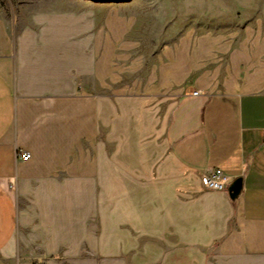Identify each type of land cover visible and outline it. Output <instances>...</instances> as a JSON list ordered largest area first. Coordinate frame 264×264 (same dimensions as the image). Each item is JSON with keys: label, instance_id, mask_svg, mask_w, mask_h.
<instances>
[{"label": "crops", "instance_id": "0c3cea01", "mask_svg": "<svg viewBox=\"0 0 264 264\" xmlns=\"http://www.w3.org/2000/svg\"><path fill=\"white\" fill-rule=\"evenodd\" d=\"M157 3L0 0V264H264V0Z\"/></svg>", "mask_w": 264, "mask_h": 264}, {"label": "rangeland", "instance_id": "374dc122", "mask_svg": "<svg viewBox=\"0 0 264 264\" xmlns=\"http://www.w3.org/2000/svg\"><path fill=\"white\" fill-rule=\"evenodd\" d=\"M100 1H105V2H109L112 4H119L120 6H124L122 7L123 11H120L124 13L125 16H130L132 17L133 15H140L141 17H154L156 18V22H157V33H164L167 30H165V25L162 22H165L164 19V11L160 8L159 4L157 3V0H141L139 3H137L139 6L136 9H133V5H132V1L133 0H100ZM185 2H190L191 0H183ZM120 8V7H119ZM120 15V14H119ZM159 23H162L163 25H160ZM173 29L176 27V25L172 26ZM175 30V29H174ZM133 32V31H132ZM132 32H130V38L132 35ZM146 33V34H144ZM141 38L145 36V38H147V32L142 31L140 34ZM158 36V35H157ZM159 41H157L155 44L153 41H149V40H145L141 42V46L140 49H138L135 52V55H146V57L141 56V59H149V55L150 53L156 51H159ZM210 260H211V264H228V260L227 257L225 256H221L220 254H218V252L216 251V249H212L211 253H210ZM94 264H102V259L99 258L98 260L94 261Z\"/></svg>", "mask_w": 264, "mask_h": 264}, {"label": "built area", "instance_id": "2783aa9c", "mask_svg": "<svg viewBox=\"0 0 264 264\" xmlns=\"http://www.w3.org/2000/svg\"><path fill=\"white\" fill-rule=\"evenodd\" d=\"M194 95H198V92H195ZM21 158L28 159L30 155L22 154ZM231 181L232 178L221 167L207 173L201 179L204 190L221 192H228Z\"/></svg>", "mask_w": 264, "mask_h": 264}, {"label": "water", "instance_id": "95a60500", "mask_svg": "<svg viewBox=\"0 0 264 264\" xmlns=\"http://www.w3.org/2000/svg\"><path fill=\"white\" fill-rule=\"evenodd\" d=\"M242 189H243V179L242 178H238L235 181H233L228 188V193H229L230 198L233 201H238V198H239V195Z\"/></svg>", "mask_w": 264, "mask_h": 264}]
</instances>
